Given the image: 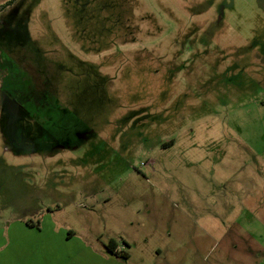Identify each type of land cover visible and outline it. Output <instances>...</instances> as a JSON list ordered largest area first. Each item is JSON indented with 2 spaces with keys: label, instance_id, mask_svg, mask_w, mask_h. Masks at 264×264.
I'll list each match as a JSON object with an SVG mask.
<instances>
[{
  "label": "rangeland",
  "instance_id": "374dc122",
  "mask_svg": "<svg viewBox=\"0 0 264 264\" xmlns=\"http://www.w3.org/2000/svg\"><path fill=\"white\" fill-rule=\"evenodd\" d=\"M5 12L0 264H264V0Z\"/></svg>",
  "mask_w": 264,
  "mask_h": 264
},
{
  "label": "flooded vegetation",
  "instance_id": "af4514ba",
  "mask_svg": "<svg viewBox=\"0 0 264 264\" xmlns=\"http://www.w3.org/2000/svg\"><path fill=\"white\" fill-rule=\"evenodd\" d=\"M15 3V0H9V1H6L2 4H0V28H6L9 26L10 24V19H6V18H3V15L6 13L5 11L12 7L13 4ZM12 20V19H11ZM23 44L21 45H18L16 47L13 48V52L16 57H18L19 61L23 60L21 58V55H22V50H23ZM0 71H2V73H4L7 68L4 67L5 63H7V61H12V59L10 60L9 57H11V55L8 53L7 50L3 49V48H0ZM17 59V60H18ZM13 61H15V59H13ZM15 63H17L15 61ZM26 77L28 78V81L29 83H27V89L29 90V95L28 96H24V99L26 102H32V103H37V106L39 107H42V105L44 104V98L45 96H47V98L49 99V97L51 96V91H50V88H48L47 85V78L44 79V77H41V75L38 73H34V72H29V73H26ZM9 81L12 83V81L14 80V78L12 77H9L8 78ZM45 81V82H44ZM14 83V81H13ZM18 95V93H16ZM50 100V99H49ZM7 101L9 103H11L12 105H15V106H19L21 105L22 103L19 102V99L17 100H13L10 95L8 96L7 98ZM21 107V106H20Z\"/></svg>",
  "mask_w": 264,
  "mask_h": 264
},
{
  "label": "trees",
  "instance_id": "16d2710c",
  "mask_svg": "<svg viewBox=\"0 0 264 264\" xmlns=\"http://www.w3.org/2000/svg\"><path fill=\"white\" fill-rule=\"evenodd\" d=\"M28 95L29 94H27V96ZM49 105H50L49 99L47 98V96H45V98H44V104L42 105V107H47ZM105 248H106L107 252L109 254H111L112 256H114V257L122 258L124 260H126L128 258L127 253L118 250L117 244H116V242L114 240H110L107 243V245H105Z\"/></svg>",
  "mask_w": 264,
  "mask_h": 264
}]
</instances>
